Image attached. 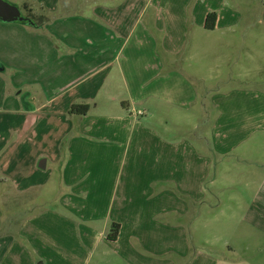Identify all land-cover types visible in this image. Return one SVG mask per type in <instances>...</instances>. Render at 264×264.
Here are the masks:
<instances>
[{
  "label": "crops",
  "instance_id": "crops-1",
  "mask_svg": "<svg viewBox=\"0 0 264 264\" xmlns=\"http://www.w3.org/2000/svg\"><path fill=\"white\" fill-rule=\"evenodd\" d=\"M230 2L25 0L42 26L0 27V72L11 85L0 86V185L50 202L41 188L58 176L64 209L44 208L15 231L2 230L0 217V264H264V82L234 87L248 75L237 74L233 55L248 42L229 36L240 21ZM245 12L261 25L264 0ZM210 13L213 31L227 35L219 55L187 31L190 19L204 29ZM246 56L247 73L256 72ZM73 105L89 110L72 116ZM211 167L247 173L250 192L238 218L211 213L219 261L203 251L199 222L216 182L206 180ZM236 225L242 249L220 238ZM255 243L262 255L249 261L245 245Z\"/></svg>",
  "mask_w": 264,
  "mask_h": 264
},
{
  "label": "rangeland",
  "instance_id": "rangeland-1",
  "mask_svg": "<svg viewBox=\"0 0 264 264\" xmlns=\"http://www.w3.org/2000/svg\"><path fill=\"white\" fill-rule=\"evenodd\" d=\"M10 2L11 4L17 5L22 13L24 15H27L28 12L23 9V5L25 0H6ZM231 0H222V3L224 5L232 4L230 2ZM240 9H234V12H231V14H234L237 19H239V25L236 28H233V33L229 32L230 37H234L236 40L244 39L248 42L247 45H240V50L237 54H232L234 57L233 64L237 63L239 65V68L241 71H238L237 74H241V77H246L245 80L243 78H239L237 82H234V87H243V88H258L259 84L264 82V22L262 21L261 25L258 24V18L255 16L256 14L254 12H245L249 11L254 5L255 0H237ZM200 3H205V6L208 4L209 6H219V0H200ZM30 7L33 6L29 4ZM230 6V5H229ZM35 14L39 20L43 16L41 10L37 7L30 8ZM245 9V10H244ZM242 11V12H241ZM243 14L247 15L249 18V21L247 19H243ZM252 16V17H251ZM254 17V18H253ZM256 17V18H255ZM263 20V19H262ZM243 23V24H242ZM250 23V24H245ZM4 25H18L20 27L25 26L23 23H3L0 22V27H5ZM193 19H190L187 22V28L188 32H190V36L192 37V43L193 45L196 44L197 41H200V39H203L202 41L206 43L208 54L214 53L215 55H219V53L224 52L223 49L219 50V46L223 47L221 44V41H219V38L226 37L221 34V32L217 31L214 32L213 30H207V29H194ZM37 29V28H35ZM198 30V31H197ZM254 39V40H253ZM246 48H249V51L246 50ZM247 53L250 55H253L254 60L250 61V67L256 69V72L248 74L247 71L249 67L246 65L243 66V64L247 63L249 64ZM238 68V67H236ZM247 74V75H245ZM6 86V89L8 91L11 90V85L9 84V77L6 73L3 75L0 72V86ZM144 113L136 112V117H139L140 119L144 118ZM201 131H207L208 127L204 124L200 125ZM68 139H65L62 141L63 145L66 144ZM212 159H216V157H212ZM217 160V159H216ZM91 173V172H90ZM101 173L105 174L104 168L101 167ZM264 174V173H262ZM249 175V174H248ZM143 176V175H142ZM247 173L241 172V171H223L222 173H219V168L213 169L212 167L209 169L207 173V182H211L212 180H216L214 186L212 189L208 192V201L207 204H205V208H207L208 213L206 214V218H202L199 222L202 225H206V227L202 226V234L201 238L204 242L203 251H206L207 254L210 255L214 260L219 261V243L221 242L219 240V218L214 219L213 214H219L224 213L227 215H232L235 218H238L239 215H241L243 208L245 206L244 202L246 201V197L249 196L250 192L248 189H246L245 184L241 181L246 180ZM249 179V178H248ZM227 180H230L231 182H234V185H236L234 188L231 189H224V186L221 183L227 184ZM59 177L56 176L54 178V181L50 182L49 186L41 188V191L43 192L44 196H47L50 202H43L39 199V193L31 192L26 197L19 195L15 193V190L7 184H1L0 185V217H1V227L4 231H15V229L23 222V220L33 215L40 210L46 208L49 210H52L53 212H61L63 210H56L60 207V204H58V200L55 198V193L59 191ZM50 193V194H49ZM242 197L241 202L234 203L232 205L229 203V199L233 196ZM68 196V195H67ZM220 199V203H219ZM244 201V202H243ZM68 202V199H67ZM212 213V215H211ZM197 221H193V228L195 226V223ZM194 228V229H195ZM242 226L236 225L235 230L230 234L228 233L226 237H220L221 240H227L229 243L233 244L237 247V249H242V240L239 236L241 232ZM256 240V238H254ZM252 239V240H254ZM202 243V242H201ZM245 247L248 248V258L250 260H255L259 255H262V252L259 250L262 249V246H260L258 243L252 244V245H245ZM100 250V249H98ZM110 254V253H108ZM99 256V252L96 254ZM212 255V256H211ZM235 255H232V258H235ZM111 256V255H110ZM195 258L192 257L191 260H194ZM121 262L117 260L115 257L110 260H102L100 259V262L98 264H120ZM92 264V262H91ZM142 264H147L144 261ZM155 264V263H154Z\"/></svg>",
  "mask_w": 264,
  "mask_h": 264
},
{
  "label": "trees",
  "instance_id": "trees-1",
  "mask_svg": "<svg viewBox=\"0 0 264 264\" xmlns=\"http://www.w3.org/2000/svg\"><path fill=\"white\" fill-rule=\"evenodd\" d=\"M23 9L28 12V14L25 15L27 20L23 22V24L29 25L33 28H40V26H42L44 22V17H41L39 20V18L35 14H33L32 10L29 8L27 4L23 5ZM215 19H216L215 13L208 14L205 20V29L213 30L215 26ZM0 68H3L1 64H0ZM88 110L89 107L87 105H73L69 110V114L72 116H85ZM118 232H119V225L112 224L107 239L110 241L116 240Z\"/></svg>",
  "mask_w": 264,
  "mask_h": 264
},
{
  "label": "water",
  "instance_id": "water-1",
  "mask_svg": "<svg viewBox=\"0 0 264 264\" xmlns=\"http://www.w3.org/2000/svg\"><path fill=\"white\" fill-rule=\"evenodd\" d=\"M26 20L25 15L17 5L11 4L6 0H0V22L23 23Z\"/></svg>",
  "mask_w": 264,
  "mask_h": 264
}]
</instances>
